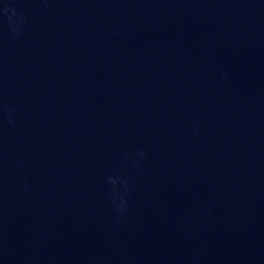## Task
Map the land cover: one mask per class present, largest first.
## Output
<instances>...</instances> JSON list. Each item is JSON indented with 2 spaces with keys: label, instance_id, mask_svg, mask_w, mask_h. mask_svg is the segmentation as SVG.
Listing matches in <instances>:
<instances>
[{
  "label": "water",
  "instance_id": "obj_1",
  "mask_svg": "<svg viewBox=\"0 0 264 264\" xmlns=\"http://www.w3.org/2000/svg\"><path fill=\"white\" fill-rule=\"evenodd\" d=\"M0 264H264V0H0Z\"/></svg>",
  "mask_w": 264,
  "mask_h": 264
}]
</instances>
